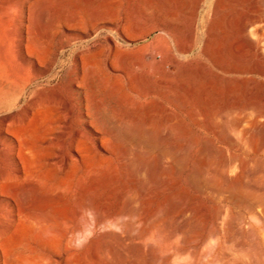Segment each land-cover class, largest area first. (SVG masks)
I'll list each match as a JSON object with an SVG mask.
<instances>
[{
    "label": "rangeland",
    "instance_id": "obj_1",
    "mask_svg": "<svg viewBox=\"0 0 264 264\" xmlns=\"http://www.w3.org/2000/svg\"><path fill=\"white\" fill-rule=\"evenodd\" d=\"M5 77L0 264H264V0H0Z\"/></svg>",
    "mask_w": 264,
    "mask_h": 264
},
{
    "label": "bare ground",
    "instance_id": "obj_2",
    "mask_svg": "<svg viewBox=\"0 0 264 264\" xmlns=\"http://www.w3.org/2000/svg\"><path fill=\"white\" fill-rule=\"evenodd\" d=\"M181 50H183V49H181ZM36 60L39 63L42 61L39 56L36 58ZM18 81L19 80H10L8 77H5L3 80L0 81V113L3 114L2 117H1V121L3 123H7L8 121H10L13 118V114H12L11 111H12L13 108L16 107L17 102L19 100V97L21 95H23V93H24V86L23 85L25 84V82H23V85L21 86L20 91L18 92L17 96L12 99L11 102H8L7 97L4 95L11 88V86L17 85V82ZM70 147H71V149H75L76 152L82 158L87 153V148L85 147L84 140L80 136V133H78L77 136H75L72 139L71 144H70ZM11 151H12V153H11L12 154V157L13 158L14 157H17V155L14 153L15 152V148H12ZM59 153L64 154V156H65L66 159L67 158H71V156L69 154H65V152L62 151V149L59 150ZM1 163H3V161ZM6 177L7 176L5 174V171H3V170L1 171L0 170V180L4 179Z\"/></svg>",
    "mask_w": 264,
    "mask_h": 264
}]
</instances>
